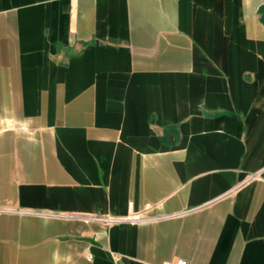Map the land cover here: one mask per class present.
I'll use <instances>...</instances> for the list:
<instances>
[{
  "label": "crops",
  "instance_id": "obj_1",
  "mask_svg": "<svg viewBox=\"0 0 264 264\" xmlns=\"http://www.w3.org/2000/svg\"><path fill=\"white\" fill-rule=\"evenodd\" d=\"M178 261L264 264V0H0V264Z\"/></svg>",
  "mask_w": 264,
  "mask_h": 264
},
{
  "label": "built area",
  "instance_id": "obj_2",
  "mask_svg": "<svg viewBox=\"0 0 264 264\" xmlns=\"http://www.w3.org/2000/svg\"><path fill=\"white\" fill-rule=\"evenodd\" d=\"M95 220L108 227L120 223H139L145 221V219L142 218L140 214H131L124 217L108 215L96 217ZM176 264H186V262L178 261Z\"/></svg>",
  "mask_w": 264,
  "mask_h": 264
}]
</instances>
